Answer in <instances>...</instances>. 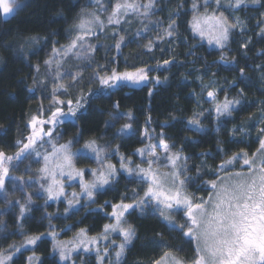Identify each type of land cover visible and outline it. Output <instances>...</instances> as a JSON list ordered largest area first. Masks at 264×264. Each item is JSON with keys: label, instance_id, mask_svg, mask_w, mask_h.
<instances>
[{"label": "trees", "instance_id": "trees-1", "mask_svg": "<svg viewBox=\"0 0 264 264\" xmlns=\"http://www.w3.org/2000/svg\"><path fill=\"white\" fill-rule=\"evenodd\" d=\"M116 2L117 0L100 1V4L107 8V11L103 8L105 22ZM199 3L203 5L204 0H199ZM100 4L97 6L100 7ZM192 4L193 0H156L148 16L142 15L141 8L139 12H130L119 24L107 25L103 32H98V39L92 41L98 48L94 54L93 68L104 65L108 69L115 68L118 72H124L134 70L133 66H148L154 69L150 73V78L159 76L161 83L156 84L153 81L138 87L114 89V94L111 95L107 93L103 96L94 95L86 105V110H82L78 121L73 122L69 119L57 129L63 133L59 143L76 137L82 130L80 143L75 145L73 151L82 148L86 140L96 138L100 145L108 146V158L117 165H120L121 156L130 157L141 163V158L135 155V152L148 142L142 140L145 130L153 137H158L162 132L165 142L175 145L173 152L183 148V155L189 158L187 163L192 169L190 174L193 175L195 166L200 165L202 161L215 167L222 157L220 149L225 150L229 156L241 150L249 154L255 151L258 147V138L252 134L246 139L233 137L232 131L245 125L258 137L260 129L264 128V123L259 122L255 125L264 108V38L258 35L260 27H257L256 19L249 21L250 27L256 30L249 34L251 43L247 49L241 48L238 31L235 29L227 48L222 53L220 49L211 47L193 34L190 27L194 14ZM93 5L92 0H26L10 16L0 14V150L9 155L14 154L17 150L14 147L15 141L29 133L25 126L28 120L38 113L41 106L45 110L48 109L54 82L51 74L46 72L43 61L51 55L53 41H58L56 47L69 42L71 33L66 30L78 20L81 9ZM170 7L178 11L171 37L166 35L169 25L166 23V17ZM211 7L214 8V5ZM262 9L264 0H260L258 7H248V11L253 12ZM200 11L202 12L203 8ZM134 18L135 21L132 22ZM54 32L57 35H53ZM180 35H183V39L175 41ZM28 36L48 39L47 41L42 39L32 48L25 47L21 52L20 46ZM121 36L124 37V41L117 50L114 44ZM150 41L153 47L148 51L146 45ZM221 54L225 56L226 63L220 62ZM25 55L28 57L27 60ZM113 57L115 62H112ZM164 60H172L173 63L157 69L156 65ZM233 60L237 61V64H232ZM77 63L79 62L76 60H68L64 67L72 68ZM35 65L40 66V78L47 77L48 85L46 89L37 88L30 92L27 88L33 86L32 66ZM257 65L261 67L257 68ZM238 67L245 69V77L250 78V81L245 79L239 87H231L232 81L241 79ZM72 70L75 71L74 68ZM90 75L91 69L84 73L82 89L81 85H76L69 90L68 96L60 98L74 99L82 92L86 95L90 88L98 87L97 84L87 83ZM202 76V81L215 80L221 83L222 90L218 93L220 103L224 101L225 96L230 100H241V104L236 106L231 116H221L217 119L216 113L209 109L207 101L204 108L199 109L196 93L201 89L198 78ZM63 82L69 81L65 78ZM241 88L244 90L243 97L239 95ZM149 90L152 91V95H149ZM117 102L119 112L121 114L131 112L133 119L129 120L127 116L122 115L114 122L115 127H106L105 121L111 119L109 113L117 111L113 108V104ZM193 118L201 120L202 131L188 124ZM125 123H131L132 130L123 136L115 135ZM152 142L155 143V139ZM117 145L119 152L113 154L112 149ZM202 153L210 155L202 156ZM74 163L77 168H93L96 164L90 155L78 157ZM26 165L30 166L31 172H25ZM41 166L42 161L40 163L25 161L13 170L14 176H23L28 183L21 184L18 181L15 187L12 182L8 183L7 200L13 201L12 205L6 204L5 198L0 194V221H3L0 228H6V231L0 232V252L11 251L10 245L23 244L25 236L22 233L32 235L45 233L41 241H38V246L23 247L20 252L14 254L15 264H26L27 258L32 256L33 252L43 264H98L96 253L83 250L77 251L65 262L59 261V254L53 251V239L47 233L50 228L54 229L57 232V240L62 241L73 239L81 229L90 236L104 234V226L113 222L108 215L112 211L110 204L119 203L126 192L130 197L131 190L137 185L129 183L125 175L121 174L119 182L110 188L100 190L94 202H88L84 197H80L77 206L65 214L66 201L74 191L80 193V185L79 183L67 185L66 197L55 201L48 200L47 195L40 189L39 182H34L37 169ZM88 175L87 173L86 176ZM29 176L33 179L29 180ZM204 179L212 177L205 174ZM189 190L197 191V186H192ZM29 195L31 203L27 200ZM15 201L25 204L29 209L22 221V230L17 226L19 207L15 205ZM127 219L128 223L135 227L138 238L128 246L120 264H153L168 249L186 259H192L194 256L193 244L181 238L179 232L169 231L157 215L141 216L137 212L129 215ZM158 233L162 234V240L167 247H158L153 243V240L161 239L157 236ZM108 261L107 258L105 262Z\"/></svg>", "mask_w": 264, "mask_h": 264}, {"label": "snow or ice", "instance_id": "snow-or-ice-1", "mask_svg": "<svg viewBox=\"0 0 264 264\" xmlns=\"http://www.w3.org/2000/svg\"><path fill=\"white\" fill-rule=\"evenodd\" d=\"M96 2L100 4V0H96ZM155 2L156 0H148V3L140 4L135 0L132 2L117 0L106 22L101 18L99 9L96 12L81 9L78 13V20L70 29L66 30L71 33L69 42L56 47L58 41H53L51 55L43 61L46 72L51 74L54 82L49 97V107L45 110L41 106L38 113L28 120L25 126L29 129V133L15 141L14 147L17 150L14 154L9 155L0 150V194L5 198L6 204L14 203L7 200L8 183L12 182L14 187L18 181L21 184L28 183L23 176L13 175V170L25 161H29V163L42 161V166L37 169V177L34 182H39L40 189L47 194V199L54 201L66 197L65 185L63 180L58 177L69 179L79 177L81 195L90 202H94L95 196L100 190L105 187L110 188L114 183H118L120 175L124 174L125 179L129 183L136 184L137 187L131 190L130 197L126 192L119 203L110 204L112 211L108 215L113 222L104 226L102 237L108 239L110 233H118L123 237L114 252L116 264H120L128 246L138 238L135 227L129 224L127 219L129 215L137 212L141 216L157 215L169 231L179 232L181 238H185L186 242L194 246V256L191 260H181L173 255L172 249H168L153 264H264V128L260 129L258 147L251 154L241 150L239 153L229 156L225 150L220 149L222 157L219 163L215 167H209L206 161H203L200 165L195 166L194 175L190 174L192 169L187 163L189 158L183 155V148L173 152L172 149L175 148V145L166 143L162 132L158 137H153L145 130L142 140L148 142L144 144V147L136 149L135 152V155L141 158V163H137L130 157L121 156L119 168L106 162L108 146L100 145L96 138L86 140L82 149L73 151L75 145L80 143V137L83 135L82 130L77 133L76 137L65 143H59L63 133L57 129L69 119L73 122L78 121L81 118L82 110H86V105L94 95L103 96L105 93L111 95L114 94V89L118 90L127 86L138 87L153 81L156 84L161 83L159 76L150 78V73L154 69L148 66H133L134 70L124 72H118L115 68L108 69L104 65L92 67L95 63L94 54L98 51L92 41L98 39V32H103L107 25L119 24L122 16H127L130 12H139L141 8H143L142 15L148 16L150 10L155 6ZM249 2L255 4L260 0H227V8L239 9ZM214 3L215 8H212L209 0H204L203 5L199 3V0H193L194 14L190 21V27L194 35L199 36L201 40L207 38L209 45H214L223 53L233 31L237 28H241L243 31V28L238 18L230 19L225 15V11L220 10L225 7L223 0H214ZM18 6L19 0H0V12L5 16H9ZM100 7L107 11L104 5L100 4ZM201 8H203L202 12ZM258 23L264 24V21ZM174 24L175 21H171L166 30V35L169 37L173 36ZM53 35H57V33L54 32ZM258 35L264 38V27L261 28ZM42 39L47 41L48 38L25 37L19 50L23 52L25 47L32 48ZM158 39H163V37H158ZM123 41L124 37L121 36L114 47L119 50ZM250 43V40L245 41L241 44V48L247 49ZM146 47L148 51H151L152 42L150 41ZM27 58L25 55V60ZM68 60L79 62L72 66L75 71L72 68L64 67ZM112 62H115V57L112 58ZM220 62H227L223 54L220 56ZM171 63H173L172 60H164L162 63H158L156 68ZM231 63L235 65L237 61L233 60ZM32 67L33 86L27 90L34 92L37 88L46 89L47 77L40 78L39 65ZM260 67L257 65V68ZM90 69L91 75L87 78V83L97 84L98 87L90 88L86 95L82 92L74 99H61V96H68L69 90L76 85H81L82 89L85 81L84 73ZM237 70L241 79L232 81L231 87H239L245 79L250 81V78L245 77L243 67H238ZM65 78L69 81L68 83L63 82ZM166 79L167 77H165ZM204 87L211 89L213 84L210 82ZM149 95H152L151 90H149ZM239 95L244 96L243 88L240 89ZM206 96L209 101H214L217 92L207 90ZM240 104L241 100H230L225 96L222 103L213 104L212 110L219 119L221 116H231L236 106ZM113 108L117 111L109 113L111 119L105 121L106 127H115L114 122L118 121L122 115L127 116L129 120L133 119L131 112L123 114L119 112V102L113 104ZM261 111L262 115L259 120L264 123V108ZM201 123V120L195 118L188 121V124L202 131ZM131 130L132 124L125 123L115 135L123 136ZM154 139L156 142L152 143L151 141ZM118 152L119 146L117 145L112 149V153ZM89 153L92 154L99 167L76 168L74 161ZM201 155L209 156L210 154L202 153ZM25 172H31L30 166H25ZM85 173L92 177L90 181L83 179ZM205 174L210 175L212 179L205 180ZM32 179V176H29V180ZM192 186H197V191L207 192V196L197 195L196 192L190 191ZM27 200L31 203L30 195ZM126 200L131 202H125ZM79 202V197L73 193L72 199L66 201L65 214H68ZM15 205L19 207V215L16 218L17 226L22 230V221L29 209L19 201H15ZM177 217L180 219L178 220ZM2 223L3 221H0V224ZM4 231L6 228H0V232ZM22 234L25 236L23 244L10 245L11 251L0 252V264H15L13 259L15 253L20 252L23 247L38 246V241H41L45 235V233ZM47 235L53 239V251L58 252L59 261L68 260L70 252L81 246L87 249L89 243H97V238L92 240L86 238L84 229H81L78 234V243L57 240V232L51 228ZM157 236H160L161 239L153 240V243L158 247H167L162 240V234L158 233ZM99 251L97 249V259L100 264H103L104 256H101ZM103 252L104 255H108V248L105 247ZM34 260L36 264H43L35 256V252L27 258L26 264H33Z\"/></svg>", "mask_w": 264, "mask_h": 264}, {"label": "rangeland", "instance_id": "rangeland-1", "mask_svg": "<svg viewBox=\"0 0 264 264\" xmlns=\"http://www.w3.org/2000/svg\"><path fill=\"white\" fill-rule=\"evenodd\" d=\"M101 1V0H100ZM26 2V0H19V6L16 8V9H18L21 5H23L24 3ZM129 2H132V0H129ZM135 2L136 3H140V4H146V3H148V2H146V3H142L140 0H135ZM223 2H224V5H225V7L224 8H221L220 10L221 11H225V15H227V16H229V18L230 19H232L233 17H235V18H238L239 19V21L241 22V27L243 28V31H241V28H237V31H238V38H239V41H240V43L241 44H243L245 41H248V40H251V35H249L250 33L252 34V32L254 31V30H256V29H253L252 27H250V25H249V21H251V20H253L254 19V21H255V19L257 20V23H256V25H257V27L259 26L260 27V29L258 30V31H261V28L262 27H264V24H260V23H258V22H260L261 20L262 21H264V9H262V10H260V11H258V12H253V11H248V7H258L259 6V3H251V2H249V3H246L245 5H243L241 8H239V9H231V8H227V0H223ZM92 3L94 4L92 7H88V8H85V9H87V11H89V12H96L98 9H99V13H100V15H101V18L102 19H104V17H103V8H101V7H99V6H97V2H96V0H92ZM209 4L210 5H214V8H215V3H214V0H209ZM243 7H245L244 9H243ZM15 9V10H16ZM225 9H227V10H225ZM14 10V11H15ZM245 12H244V11ZM13 11V12H14ZM12 12V13H13ZM244 12V13H243ZM11 13V14H12ZM0 14L1 15H3L2 14V12H0ZM10 14V15H11ZM9 15V16H10ZM178 15V11L176 10H174L172 7H170V8H168V11H167V17H166V23H170L171 21H173L174 19H175V17ZM3 16H5V15H3ZM5 17H7V16H5ZM125 16H122L121 18H120V21L124 18ZM135 21V18L133 19V21L132 22H134ZM173 26H175V25H173ZM183 39V35H180L179 36V38H176L175 39V41H177V40H182ZM203 41H205L206 43H208L207 42V38H205ZM211 47H215L214 45H210ZM202 78H203V76L202 77H200V78H198V80H199V85H200V87H201V89L196 93V98H197V103H198V107H199V109H203L204 108V106H205V102L207 101L208 103H209V109L210 110H212L213 109V104L214 103H220V101H219V98H218V93H219V91H221L222 90V86H221V83L220 82H218V81H215V80H212V81H207V82H205V81H202ZM212 83L213 84V87L211 88V89H205V85H208L209 83ZM207 90H213V91H216L217 92V97H216V100H214V101H209V99H208V97L206 96V91ZM260 121L258 120L256 123H255V125H257L258 123H259ZM254 128H255V126H254ZM253 128V129H254ZM233 137H243L244 139H246V138H248L251 134L255 137V138H258L255 134H254V132L253 133H251V131H249V129H247V127L245 126V125H243V126H239V127H237V128H234L233 129ZM152 142V141H151ZM152 143H154V142H152ZM80 149H82V148H80ZM76 151V150H75ZM87 155H90V156H92V154L91 153H89V154H87ZM93 157V156H92ZM94 158V157H93ZM119 161H120V157H119ZM107 163H112V164H114V165H116L117 166V168H119V165H117L115 162H113L112 160H110V158H108L107 159V161H106ZM203 162V161H202ZM95 167H93V168H98L99 167V164L95 161ZM76 166V165H75ZM207 166H209V167H214V166H212L211 164L209 165V164H207ZM77 168V167H76ZM86 174L87 173H85V175H84V177H83V179L85 180V181H90L91 179H92V177L90 176V175H88V176H86ZM59 179H62L63 180V183H64V185H65V187L67 186V185H73V184H75V183H79V185H80V178L79 177H75V178H71V179H69V178H67V177H58ZM191 191V190H190ZM65 192H66V189H65ZM192 192H196L197 193V195H203V196H207V193H202V192H198V191H192ZM45 194H46V192H44ZM73 193H75V194H77V196L80 198V197H84L83 195H81V191H80V193H78V192H73ZM72 193V194H73ZM72 194H71V196H70V199H72ZM47 195V194H46ZM62 198V197H61ZM88 202H90L86 197H84ZM52 201V200H51ZM75 206H77V204H75ZM74 206V207H75ZM177 219H179V217H177ZM125 226H127V225H125ZM86 233V232H85ZM103 237V234H100V235H94V236H90V235H88L87 233H86V238L88 239V240H92L93 238H97V243L96 244H91V243H89L88 245H87V249H85L83 246H81V247H79V248H77V249H75V250H73V251H71L70 252V255H69V258L74 254V253H76L77 251H80V250H83V251H93L94 253H96V255H97V249H99L100 251H99V254L101 255V256H104V261H103V264H109V262L111 261V264H116V262H115V256H114V252H115V250H116V248H117V246H118V244L119 243H121L122 242V240H123V237L122 236H120L118 233H110L109 235H108V239H103L102 238ZM78 240H79V236L78 235H76L73 239H69V240H67V241H62V240H59V241H61V242H69V241H75V242H77L78 243ZM113 241H115V243H112ZM69 247L71 248V245H69ZM105 247H107L108 248V251H109V254L108 255H104V252H103V249L105 248ZM58 253V252H57ZM173 255L175 256V257H177V258H179V259H181V260H191V259H186V258H184L183 256H181V255H179L178 253H176V252H173ZM109 259V261H108V263H106L105 262V260L106 259ZM67 261V260H66ZM65 262V261H64ZM33 264H35V260L33 261ZM98 264H100V262L98 261Z\"/></svg>", "mask_w": 264, "mask_h": 264}]
</instances>
